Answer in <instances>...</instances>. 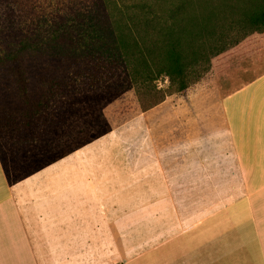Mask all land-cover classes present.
<instances>
[{
	"label": "crops",
	"instance_id": "1",
	"mask_svg": "<svg viewBox=\"0 0 264 264\" xmlns=\"http://www.w3.org/2000/svg\"><path fill=\"white\" fill-rule=\"evenodd\" d=\"M218 108L220 122H155L167 141L174 128L181 136L180 152L160 153L159 164L47 165L9 182L0 159V264H46L51 255L111 264L90 256L125 239L127 222L135 238L149 224V246L114 264H264V72L220 96Z\"/></svg>",
	"mask_w": 264,
	"mask_h": 264
},
{
	"label": "trees",
	"instance_id": "2",
	"mask_svg": "<svg viewBox=\"0 0 264 264\" xmlns=\"http://www.w3.org/2000/svg\"><path fill=\"white\" fill-rule=\"evenodd\" d=\"M65 3L28 18L15 1L0 0V122L26 139L72 96L111 100L133 89L152 107L166 92L159 80L184 91L264 37V0Z\"/></svg>",
	"mask_w": 264,
	"mask_h": 264
},
{
	"label": "rangeland",
	"instance_id": "3",
	"mask_svg": "<svg viewBox=\"0 0 264 264\" xmlns=\"http://www.w3.org/2000/svg\"><path fill=\"white\" fill-rule=\"evenodd\" d=\"M12 1L22 8L28 18L66 4V0ZM235 55V62L218 71L210 69L198 82L181 92L167 89V79L159 80L158 86L166 92L162 94V100L152 107H149L148 100H140L133 89L125 90L111 100L102 93L89 92L72 96L66 103H59L53 112L45 113L31 139L0 122V157L11 180L20 181L47 165L128 167L134 161L146 165L159 164L161 159L156 157L160 153L180 152L181 136L174 128L173 142L167 141L165 123L157 128L155 122H220V96L264 72V37L248 43L245 50ZM143 154L145 158H131ZM174 161L178 173L173 175V193L175 198L180 199V158ZM78 183V190L85 191L86 182ZM126 193L128 213L133 208L134 192ZM126 226L125 239H110L102 247V253L90 256V261L124 263L132 260L135 250L139 252L149 246L148 223L141 224L136 238L132 233L133 224L127 222ZM134 246L138 248L134 249ZM45 260L46 264H63L69 262V256L51 255L45 256ZM78 261L81 262L80 256Z\"/></svg>",
	"mask_w": 264,
	"mask_h": 264
}]
</instances>
